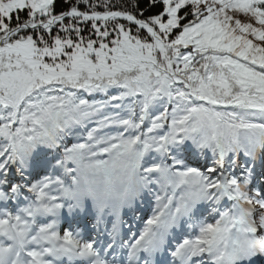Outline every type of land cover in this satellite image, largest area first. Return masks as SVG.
I'll list each match as a JSON object with an SVG mask.
<instances>
[{"label": "snow or ice", "instance_id": "1", "mask_svg": "<svg viewBox=\"0 0 264 264\" xmlns=\"http://www.w3.org/2000/svg\"><path fill=\"white\" fill-rule=\"evenodd\" d=\"M0 264H264V0H0Z\"/></svg>", "mask_w": 264, "mask_h": 264}, {"label": "trees", "instance_id": "2", "mask_svg": "<svg viewBox=\"0 0 264 264\" xmlns=\"http://www.w3.org/2000/svg\"><path fill=\"white\" fill-rule=\"evenodd\" d=\"M239 18L241 19L242 22H251L254 24V26H258V25H255L254 21H249L248 18L244 17L243 15H241ZM97 99H99V97H97Z\"/></svg>", "mask_w": 264, "mask_h": 264}]
</instances>
